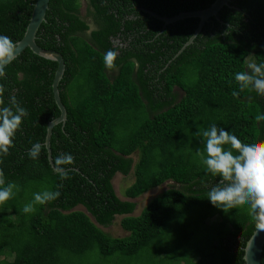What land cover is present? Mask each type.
Returning a JSON list of instances; mask_svg holds the SVG:
<instances>
[{"label":"trees","instance_id":"trees-1","mask_svg":"<svg viewBox=\"0 0 264 264\" xmlns=\"http://www.w3.org/2000/svg\"><path fill=\"white\" fill-rule=\"evenodd\" d=\"M83 1L85 16L81 0H49L35 39L65 62L58 90L66 119L53 126L50 150L53 164L60 153L74 157L67 179L50 166L46 147L38 159L28 156L33 144L45 145L46 125L60 113L51 86L57 63L26 47L0 78L5 103L14 95L28 111L14 147L0 156L6 183L17 185L0 205V264H245L255 223L247 205L225 213L207 199L219 178L207 172L196 133L215 124L242 142L264 141V121H255L264 96L232 95L235 73L264 63V0H230L183 49L198 18L164 25L142 8L172 16L214 0ZM34 2L0 0V35L16 43ZM109 50L117 53L113 70L105 67ZM130 171L126 198L169 186L136 215V203L112 184ZM44 190L61 195L23 213ZM116 215L124 235L103 229Z\"/></svg>","mask_w":264,"mask_h":264},{"label":"clouds","instance_id":"clouds-1","mask_svg":"<svg viewBox=\"0 0 264 264\" xmlns=\"http://www.w3.org/2000/svg\"><path fill=\"white\" fill-rule=\"evenodd\" d=\"M17 47L10 37L0 35V78H6L5 68L17 59ZM116 55V52L109 50L104 56L105 67L109 70L115 68ZM234 79L239 88V91H233L234 97L245 91L264 96V63H249L247 70L235 73ZM4 93L5 88L0 84V156H7L14 147V137L21 128L23 118L28 115L27 109L20 105L14 95L6 104ZM255 121H264V114H257ZM196 134L203 139V164L207 172L219 178V182L208 191L207 199L225 213L247 205L255 223L256 235L264 232V141L242 142L236 135L215 124ZM44 147L40 143L33 144L28 156L33 160L38 159ZM73 164L74 157L70 153H60L54 160L55 171L62 180L68 178L72 170L69 166ZM15 189L17 185L14 182L6 183L4 172L0 169V205L14 196ZM60 195L59 190L34 193L33 200L25 204L22 211L25 214L35 213L37 205H46ZM253 241L249 244V252Z\"/></svg>","mask_w":264,"mask_h":264},{"label":"water","instance_id":"water-1","mask_svg":"<svg viewBox=\"0 0 264 264\" xmlns=\"http://www.w3.org/2000/svg\"><path fill=\"white\" fill-rule=\"evenodd\" d=\"M49 0H35L33 4V8L29 17V21L26 25L23 36L16 41L17 44V55L21 53L26 47H28L33 53L46 58L53 60L57 63L56 69L54 72L53 80H52V93L54 101L60 111L59 115L52 120H50L46 125V134L44 139V144L47 149V158L50 166L55 171V167L51 158V150H50V137L52 133V128L54 125L58 123H63L66 119V109L61 101L58 90V83L63 75L65 69V62L62 54L54 49H47L39 46L36 43V33L41 24V22L45 19V13L48 8ZM223 6L230 7V0H214L208 7L197 10L190 11H181L172 16L160 15L154 11H151L147 8H142L145 12H147L150 16L155 17L161 20L164 25L168 23H173L177 20H181L188 17H196L198 18L197 27L194 30L192 36L184 43L181 47L183 49L186 45L190 44L196 34L201 30L204 23L212 16L217 17L219 10ZM254 239V241H253ZM253 241V246L248 251L250 242ZM264 246V232H261L256 235V229L252 232L250 237L247 239L244 246L243 259L245 264H261V253Z\"/></svg>","mask_w":264,"mask_h":264},{"label":"rangeland","instance_id":"rangeland-1","mask_svg":"<svg viewBox=\"0 0 264 264\" xmlns=\"http://www.w3.org/2000/svg\"><path fill=\"white\" fill-rule=\"evenodd\" d=\"M80 14L82 16H85V14H86L85 3H84L83 0H81ZM249 63H252V62L249 61ZM179 93L181 94L180 91H179ZM133 156H136V153H134ZM133 180H134V175H133V172L132 171H130V173L128 175H122L120 173H116L115 176L112 179V184H113V187H114V190H115L116 195L119 198H121V199L134 201L136 203L135 208H134V211L131 213V215L138 214L139 211L141 210V208L151 198L155 197L161 191H163V190H165V189H167L169 187L168 184H167V182H164L160 186L155 187V188H152V189L146 191L145 193H143L142 195H139L136 198L129 199V198H126L123 195V192H124L125 188L133 182ZM76 208L77 209H84L81 205L76 206ZM120 217L121 216L116 215L115 216V219L112 222V224H110L108 226H104L103 229L108 234L113 235V236L124 235L125 232L120 228V225H119ZM0 259H2V258H0ZM148 263L149 264H167L168 262L167 261H162V260H157L156 263H154L153 261L148 262ZM179 264H181V263L179 262Z\"/></svg>","mask_w":264,"mask_h":264}]
</instances>
